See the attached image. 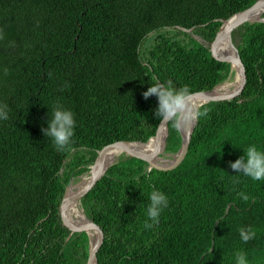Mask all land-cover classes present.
I'll return each instance as SVG.
<instances>
[{
  "label": "trees",
  "instance_id": "obj_1",
  "mask_svg": "<svg viewBox=\"0 0 264 264\" xmlns=\"http://www.w3.org/2000/svg\"><path fill=\"white\" fill-rule=\"evenodd\" d=\"M259 1L0 0V105L9 116L0 120V264H88V235L72 233L60 211L70 179L114 143L161 134L158 99L142 95L151 84L194 95L233 76L214 48L217 32ZM231 38L245 86L200 107L208 114L184 161L149 170L123 154L83 195L85 214L103 233L98 264H236L239 251L248 264H264V180L229 166L252 145L264 151V23L239 25ZM57 106L76 120L71 152L42 132ZM168 129L164 152L176 154L182 136ZM153 190L169 206L145 228ZM242 227L256 232L248 243Z\"/></svg>",
  "mask_w": 264,
  "mask_h": 264
},
{
  "label": "water",
  "instance_id": "obj_2",
  "mask_svg": "<svg viewBox=\"0 0 264 264\" xmlns=\"http://www.w3.org/2000/svg\"><path fill=\"white\" fill-rule=\"evenodd\" d=\"M264 0H260L254 6L237 13L229 19L222 20L214 43V48L222 58L228 61L231 65L233 76H230L227 81L217 85L214 89L204 92H199L193 95L194 102L200 108L215 100H231L238 96L246 82L245 67L242 59L234 46L231 34L235 27L245 23H264ZM184 32H192L180 28ZM229 41L233 52L227 50L226 42ZM232 77L238 80V85L229 93L218 92L219 87L228 88L232 85ZM231 81V82H230ZM195 125L192 127L190 133L185 134L180 132L182 136V146L180 150L174 154V160L165 164V158L170 154L164 152L167 139L169 137L168 126L162 125V132L160 135L152 137L147 142L142 141H121L114 143L107 147L103 152H100L98 160L90 167L89 172L84 173L78 177H72L66 187L60 211L67 227L75 232H85L89 237V258L88 264H98L97 253L103 241V233L101 228L91 219L87 217L82 207V211L86 217L84 224L77 225L69 216V209L72 205H81V199L84 194L90 191L107 173V171L117 162L118 158L123 154L137 155L146 161L149 165V170L156 169L159 171H170L177 168L186 158L189 150L191 137ZM164 162V163H163ZM84 179L86 183L81 187ZM79 180V181H77Z\"/></svg>",
  "mask_w": 264,
  "mask_h": 264
},
{
  "label": "clouds",
  "instance_id": "obj_3",
  "mask_svg": "<svg viewBox=\"0 0 264 264\" xmlns=\"http://www.w3.org/2000/svg\"><path fill=\"white\" fill-rule=\"evenodd\" d=\"M4 39L0 30V40ZM7 74V70H5ZM143 97H157L158 107L154 109V115L160 125H171L173 129L188 134L192 127L202 117L208 114V109L203 111L194 102L193 93L187 86L175 88L171 82L165 84L156 82L151 84L147 91L143 92ZM9 119L7 105H0V120ZM76 120L73 112L64 110L57 106L53 109L51 119L47 128H42L43 134L53 141L58 151L73 150ZM231 169L239 174L250 177L253 181L264 180V151L258 150L256 145H252L244 150V155L235 162H230ZM239 196L247 202L249 196L243 192ZM148 207L146 210L147 220L145 228H152L160 223V216L164 209L169 206L166 194L153 190L148 196ZM150 221V222H149ZM239 234L244 243H248L256 236L252 228H240ZM236 264H248L246 253L239 251L235 256Z\"/></svg>",
  "mask_w": 264,
  "mask_h": 264
},
{
  "label": "bare ground",
  "instance_id": "obj_4",
  "mask_svg": "<svg viewBox=\"0 0 264 264\" xmlns=\"http://www.w3.org/2000/svg\"><path fill=\"white\" fill-rule=\"evenodd\" d=\"M226 48L227 50L233 52L232 50V47L230 45V42L227 41L226 42ZM238 85V80L234 79L232 81V85L231 87H228V88H224V87H219L218 88V92H221V93H229L231 92L233 89H235ZM198 106V105H197ZM87 179H84V181L82 182V185L81 187L86 183ZM80 205L77 204V205H72L69 209V213H68V216L69 218L75 222L77 225L79 224H84L86 222V217L82 211V209L79 207Z\"/></svg>",
  "mask_w": 264,
  "mask_h": 264
},
{
  "label": "rangeland",
  "instance_id": "obj_5",
  "mask_svg": "<svg viewBox=\"0 0 264 264\" xmlns=\"http://www.w3.org/2000/svg\"><path fill=\"white\" fill-rule=\"evenodd\" d=\"M184 41L186 42V43H188V44H192L191 43V41L188 39V37H184ZM198 41V40H197ZM199 42V41H198ZM234 80V78L232 77V79H231V81H233ZM230 81V82H231ZM165 158V160H167V161H165V164H168V163H170V162H172V160H174V154H170V156L169 157H164ZM164 163V162H163ZM77 181H79V180H77ZM81 209H82V206L80 205L79 206Z\"/></svg>",
  "mask_w": 264,
  "mask_h": 264
}]
</instances>
